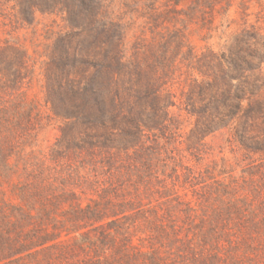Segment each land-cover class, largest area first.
Listing matches in <instances>:
<instances>
[{
    "label": "trees",
    "instance_id": "trees-1",
    "mask_svg": "<svg viewBox=\"0 0 264 264\" xmlns=\"http://www.w3.org/2000/svg\"><path fill=\"white\" fill-rule=\"evenodd\" d=\"M113 1L5 0L21 25L33 24L38 13L57 14L69 30L57 33L47 62L46 104L65 124L45 153L33 149L40 107L23 90L28 51L0 47V264H264V50L244 42L229 56H205L203 133L228 124L218 118L243 112L238 130L251 159L249 191L237 195L221 183V203L209 205L182 238L171 213L146 209L141 200V190L152 192L151 179L159 178L156 132L167 129L170 66L163 61L172 63L171 45L182 43L157 28L177 9L163 11L159 0L126 4L154 34L145 50L136 46L129 55V25ZM222 1L194 0L192 9ZM130 150L135 156L121 181L118 159ZM78 158L94 167L91 196L77 181Z\"/></svg>",
    "mask_w": 264,
    "mask_h": 264
},
{
    "label": "rangeland",
    "instance_id": "rangeland-1",
    "mask_svg": "<svg viewBox=\"0 0 264 264\" xmlns=\"http://www.w3.org/2000/svg\"><path fill=\"white\" fill-rule=\"evenodd\" d=\"M132 3L133 0H115L112 3L114 11L124 16L125 24L129 25V55H133L136 46L143 51L154 40V34L145 28L147 19L141 17L139 12H131V8L127 7L128 4L133 6ZM193 3L194 0H180L175 5L169 0H159L161 10L175 6L177 13L169 12L168 20L157 31L182 43L180 46L175 43L171 45L172 63L163 61V64L170 66L164 81L171 98L169 113L164 114L167 129L156 132L159 139L157 151L160 154L156 172L159 178L151 179L154 183L152 192L143 193V189L141 190L145 208H156L160 214L171 213L176 226L175 234L182 238L193 229L191 227L195 223H200L209 214V205L221 203V183L229 186L231 192L237 195L249 191L247 176L251 159L241 148L238 130L244 119L243 112L218 118H224L228 124L207 135L203 133L201 109L208 102H203L201 97L202 86L208 80L204 74L205 56L208 59L213 54L218 57L229 56L237 45L244 42L257 44V47L264 50V0H223L215 9H192ZM12 7V4L1 0L0 47L10 43L28 51L29 69L25 75L23 90L27 92L28 99L35 100L40 107L41 121L34 131L38 145L33 149L38 154L39 151L45 153L57 142L61 127L65 124L46 104L47 62L57 33L69 28L62 16L57 14L38 13L33 24L21 25L15 21ZM155 38L157 42L161 39L159 36ZM160 47L157 44L155 51ZM160 63L161 61L158 62ZM93 71V67L87 70L88 73ZM237 82L234 79V83ZM259 84L263 85L261 90L264 95V61ZM247 104L248 100H245L244 105ZM150 134L153 140L154 133L149 132ZM30 150L28 147V151ZM132 155L135 156L134 150L121 153L118 159L122 163L117 167L125 173L121 181L127 179L126 172L131 168ZM89 165L81 163L79 158L72 162L73 168L78 172V183L91 196L94 183L90 175L94 167ZM100 172L103 174H100L101 179H106L107 170L101 169ZM130 191L135 195V189ZM177 195L181 198L176 197ZM150 201L152 204L149 206ZM189 207L193 209L190 210Z\"/></svg>",
    "mask_w": 264,
    "mask_h": 264
}]
</instances>
